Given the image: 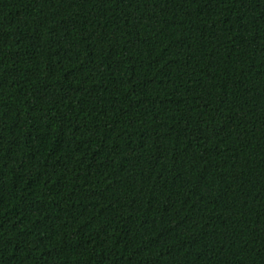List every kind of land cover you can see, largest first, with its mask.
Returning <instances> with one entry per match:
<instances>
[{
    "label": "trees",
    "instance_id": "obj_1",
    "mask_svg": "<svg viewBox=\"0 0 264 264\" xmlns=\"http://www.w3.org/2000/svg\"><path fill=\"white\" fill-rule=\"evenodd\" d=\"M0 264H264V0H0Z\"/></svg>",
    "mask_w": 264,
    "mask_h": 264
}]
</instances>
